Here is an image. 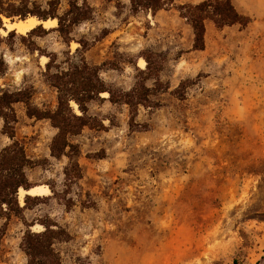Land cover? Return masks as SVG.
Returning a JSON list of instances; mask_svg holds the SVG:
<instances>
[{"label":"rangeland","instance_id":"rangeland-1","mask_svg":"<svg viewBox=\"0 0 264 264\" xmlns=\"http://www.w3.org/2000/svg\"><path fill=\"white\" fill-rule=\"evenodd\" d=\"M51 1L0 0L5 11L14 4L25 14H0L2 88L32 87L33 104L54 109L57 91L45 70L46 54L55 53L61 68L68 54L74 63L81 55L91 65L114 62L117 69L105 66L100 75L128 91L137 78L133 64L145 69L139 60L146 52L163 65L158 79L168 89L151 96L155 106L139 107L140 128H131L129 107L109 94L90 104L105 128L87 127L73 138L83 177L71 188L64 179L68 159L50 155L57 130L15 105L16 139L31 159H48L27 169L29 182L52 185L63 196L50 192L25 209L32 230L42 231L39 221L47 218L69 230L72 239L57 246L62 264H264V0H232L251 16L247 27L219 29L206 21L204 50H193L192 28L175 2L156 14H133L129 0H88L93 17L74 27L69 45L58 24L44 26L40 36L9 34L7 21L38 18L32 13L52 10ZM55 9L62 15L69 0H57ZM33 43L40 50L31 51ZM184 81L180 99L175 90ZM2 127L0 118V149L11 142ZM25 230L21 218L0 209V264H27L20 249Z\"/></svg>","mask_w":264,"mask_h":264},{"label":"trees","instance_id":"trees-1","mask_svg":"<svg viewBox=\"0 0 264 264\" xmlns=\"http://www.w3.org/2000/svg\"><path fill=\"white\" fill-rule=\"evenodd\" d=\"M80 1L82 3L80 4ZM116 1L120 0H105ZM133 14L139 11L151 12L156 14L160 10H166L174 5L175 0H129ZM57 0L51 1L53 9L44 13H32L41 20L48 18H57L58 26L56 30L60 33L66 44L72 41L70 34L78 24L88 21L93 17V8L88 0H69V9L62 15L56 13L55 4ZM0 14L11 18L14 15L25 14L16 13L18 8L12 4L9 11H5L0 3ZM181 18L185 19L193 31V50L205 49L206 21L222 29L224 27L240 25L247 27L252 18L240 12L232 0H203L197 4L186 3L177 7ZM44 25H38L27 34L28 36L42 35L46 33ZM9 34H17L15 30ZM25 38L24 35H20ZM83 50L89 45L85 41H79ZM31 51L40 50L36 45L29 47ZM81 49L77 48V52ZM43 55V54H42ZM48 62L46 63L45 76L48 83L57 91V105L54 109H41L32 102L33 89L26 87L15 91L2 88L0 85V118L3 120L2 133L7 135L11 142L0 149V209L5 215H15L23 220L26 230L20 242V249L25 254L27 264H62V256L57 246L60 243L69 242L72 235L69 230L53 221L50 218L39 221L43 226L42 231H33L34 223H27L24 217L26 208H31L41 200L40 196L25 195V205H20L19 190H29L33 186L29 182L27 169L35 166H45L48 159H31L25 150L23 144L16 139V124L18 115L15 105L22 103L26 106V113L31 118L46 119L50 122L57 132L50 143L51 157L61 160L68 159V164L64 167V179L67 188H71L83 177L82 169L78 161L80 147L73 138L79 136L87 127L95 129L105 128L103 121L90 114V104L93 101L101 99L102 93L109 94V100L114 104H126L130 110V126L132 129L140 128L135 119L139 107H153L155 101L151 96L166 91L168 88L158 79L163 65L160 62H152V55L143 52L141 55L146 60V68L140 69L136 64L137 78L134 87L131 90L124 91L116 89L106 83L100 75L101 70L106 66L109 69H117L118 66L112 62H104L101 66L91 65L87 62L84 55H81L80 62L71 61L68 54V67L61 68L57 63L56 54H46ZM7 71V63L0 56V78ZM155 79L154 87L147 86L149 79ZM187 81L175 90L177 96L184 97V88ZM77 105L78 112L73 106ZM144 130L147 125H142ZM52 196L63 199L61 193L50 185ZM47 196L45 198H49ZM85 203V207H93ZM65 205L70 208L71 201H65Z\"/></svg>","mask_w":264,"mask_h":264},{"label":"bare ground","instance_id":"bare-ground-1","mask_svg":"<svg viewBox=\"0 0 264 264\" xmlns=\"http://www.w3.org/2000/svg\"><path fill=\"white\" fill-rule=\"evenodd\" d=\"M43 24L46 28L55 27L58 24L57 19H47V20H40L34 16H30L24 20H16V21H7L6 26L11 30H15L20 34H27L33 28L37 27L38 25ZM47 59V58H46ZM47 62V61H46ZM140 67L144 68L146 65L145 60H139ZM103 97H107L108 93H102ZM75 105V104H74ZM76 106V105H75ZM51 192L50 188L47 185H37L26 191L25 189H20L19 195L21 198L25 196V194H30L33 196H47Z\"/></svg>","mask_w":264,"mask_h":264},{"label":"crops","instance_id":"crops-1","mask_svg":"<svg viewBox=\"0 0 264 264\" xmlns=\"http://www.w3.org/2000/svg\"><path fill=\"white\" fill-rule=\"evenodd\" d=\"M203 0H175V4H185V3H192L197 4Z\"/></svg>","mask_w":264,"mask_h":264},{"label":"water","instance_id":"water-1","mask_svg":"<svg viewBox=\"0 0 264 264\" xmlns=\"http://www.w3.org/2000/svg\"><path fill=\"white\" fill-rule=\"evenodd\" d=\"M51 19H57V18H51ZM58 21V20H57ZM45 28V27H44ZM31 189V188H30ZM26 191H28V190H26ZM28 195H30V194H28Z\"/></svg>","mask_w":264,"mask_h":264}]
</instances>
